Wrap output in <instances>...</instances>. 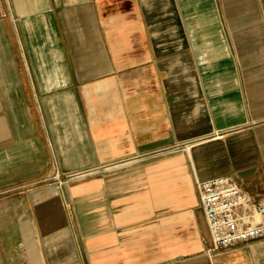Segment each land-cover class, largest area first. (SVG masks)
<instances>
[{
	"label": "crops",
	"instance_id": "obj_1",
	"mask_svg": "<svg viewBox=\"0 0 264 264\" xmlns=\"http://www.w3.org/2000/svg\"><path fill=\"white\" fill-rule=\"evenodd\" d=\"M217 176L264 203V0H0V264H264Z\"/></svg>",
	"mask_w": 264,
	"mask_h": 264
},
{
	"label": "built area",
	"instance_id": "obj_2",
	"mask_svg": "<svg viewBox=\"0 0 264 264\" xmlns=\"http://www.w3.org/2000/svg\"><path fill=\"white\" fill-rule=\"evenodd\" d=\"M196 185L213 252L264 239V203L247 193L231 176L199 180Z\"/></svg>",
	"mask_w": 264,
	"mask_h": 264
},
{
	"label": "rangeland",
	"instance_id": "obj_3",
	"mask_svg": "<svg viewBox=\"0 0 264 264\" xmlns=\"http://www.w3.org/2000/svg\"><path fill=\"white\" fill-rule=\"evenodd\" d=\"M55 166H56V165H55V161H51L50 168H51V169H54V168H56ZM85 175H87V174H82V175H80V178L85 177ZM43 181H44V182L46 181L47 183H49V182L68 183L67 181L70 182L71 180H68V178L65 177V176H64V177L59 176V175L55 172V174H53L51 177H47V178H45Z\"/></svg>",
	"mask_w": 264,
	"mask_h": 264
}]
</instances>
